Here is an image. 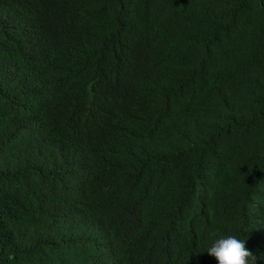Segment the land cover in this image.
<instances>
[{
    "label": "trees",
    "instance_id": "1",
    "mask_svg": "<svg viewBox=\"0 0 264 264\" xmlns=\"http://www.w3.org/2000/svg\"><path fill=\"white\" fill-rule=\"evenodd\" d=\"M229 235L264 264V0H0V264Z\"/></svg>",
    "mask_w": 264,
    "mask_h": 264
},
{
    "label": "clouds",
    "instance_id": "2",
    "mask_svg": "<svg viewBox=\"0 0 264 264\" xmlns=\"http://www.w3.org/2000/svg\"><path fill=\"white\" fill-rule=\"evenodd\" d=\"M215 235V233H213ZM217 264H258L257 256L234 235L215 239L206 252Z\"/></svg>",
    "mask_w": 264,
    "mask_h": 264
}]
</instances>
